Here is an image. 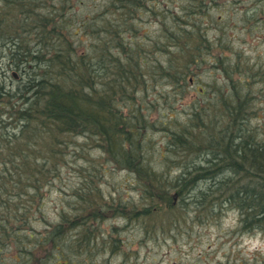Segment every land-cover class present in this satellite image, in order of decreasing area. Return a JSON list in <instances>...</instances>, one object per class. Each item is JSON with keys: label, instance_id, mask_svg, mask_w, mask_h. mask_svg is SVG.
I'll use <instances>...</instances> for the list:
<instances>
[{"label": "trees", "instance_id": "trees-1", "mask_svg": "<svg viewBox=\"0 0 264 264\" xmlns=\"http://www.w3.org/2000/svg\"><path fill=\"white\" fill-rule=\"evenodd\" d=\"M87 1L0 0V243L19 246L14 249L24 256L53 251L55 260H69L66 249L95 245L92 221L108 210L145 224L154 211L175 208L176 198L177 212L189 208L201 224L233 209L242 232L264 233V135L243 124L250 118L251 78L239 61L229 68L225 55L212 53V43H220L200 21H209L218 0H185L180 11L157 0H107L111 12L121 9L119 19H100L102 11L78 18ZM146 14L162 15L158 34L128 38L137 30L133 20ZM210 69L223 80L199 84L201 73L213 76ZM156 90V97L149 95ZM161 106L157 118L147 114ZM70 147L73 161L65 153ZM83 158L95 168L92 178H80L86 188L75 190V199L94 204L87 223L73 216L83 232L67 243L63 221L43 235L30 232L43 178L49 172L60 178L65 165L83 170L77 165ZM114 169L129 171L126 186L137 184L136 199L104 194L101 180ZM77 207L70 204L72 211ZM114 242L123 245L121 238Z\"/></svg>", "mask_w": 264, "mask_h": 264}, {"label": "rangeland", "instance_id": "rangeland-1", "mask_svg": "<svg viewBox=\"0 0 264 264\" xmlns=\"http://www.w3.org/2000/svg\"><path fill=\"white\" fill-rule=\"evenodd\" d=\"M107 0L87 1V6L77 17L93 18L99 12L100 19H119L121 9L111 12L106 8ZM159 5L172 10H178L188 3L185 0H157ZM212 10V17L208 22L200 20L202 27L207 28L209 38L218 40L220 43L212 45L215 47L212 53H217L220 59L226 60L225 65L232 67L231 61H239V67L242 72L249 74L251 82V90L247 107L249 109L250 118L248 123L244 122V127L254 129L257 133L264 135V2L263 0H218ZM167 6V7H166ZM105 15V16H104ZM142 20L134 21L133 26L137 30L128 38L140 41V37L158 34L160 29L161 17L157 18L154 14L144 15ZM77 17H75L77 19ZM75 18H73L75 20ZM163 18V17H162ZM207 19V18H205ZM166 25L169 23L168 17L164 19ZM205 23V24H204ZM164 23L161 24L166 27ZM137 35V36H136ZM230 56L233 58L231 59ZM220 69V65L217 66ZM213 76L208 72L201 73L199 84L204 82H213V78L217 76V80H223L218 72L210 69ZM222 75L224 72L220 69ZM218 71V70H217ZM16 74V77L18 74ZM256 73L253 77L251 74ZM13 72L11 73V75ZM195 90V87L193 88ZM192 90V91H193ZM157 91V92H156ZM149 92V95L156 97L158 90ZM159 91H163L160 88ZM158 96V95H157ZM165 110L162 106L160 110L154 112L148 110V115H153V119ZM214 118L220 123L222 118V110L216 112ZM161 132H156L154 138L158 140ZM70 147L65 151L68 155V161H73L75 156ZM99 154L93 151L90 156L94 163H98ZM83 161V162H82ZM79 159L77 165H84L83 170H79L76 166L65 165L60 178L52 176V172L43 178L46 183L41 188L42 196L38 198L41 209L32 216L31 230L34 234L42 235L45 229H51L53 222H62L64 232L63 242L67 243L75 237L76 233L83 232L82 226L74 228L76 223L73 216H83L79 221L87 223L91 216L87 212L89 205L93 203H83L84 200H78L74 197L75 190L78 185L86 188L87 182H81L82 175L92 178L95 173L94 165H89L86 158ZM75 165L74 162H69ZM110 169L111 165L108 166ZM128 170L114 169L110 170L107 176H103L100 187L104 194L112 193L113 197H128L129 200L136 199L135 188L137 184L130 186L132 178ZM126 186V189L124 187ZM63 186V190H60ZM100 191H93V195L97 196ZM78 204L79 207L75 211L70 210V204ZM88 204V205H87ZM133 204V203H129ZM141 206L143 203H134ZM175 208L163 212H153L149 218H145L144 222L135 219H128L127 224L124 222L123 214L118 213L113 216L112 210H108L104 219L98 218V222L94 223L93 230L97 235L95 245L91 246V250L83 248L80 251L76 249H66L65 255L68 257L70 264H263L264 263V233L259 230H250L242 232L239 229L237 211L228 209L217 216L203 217L204 224L198 222L197 218H190L187 214L191 210L189 208L180 210L181 202L176 198ZM166 207V206H165ZM34 208V207H33ZM37 211V210H36ZM63 212L67 213L66 219H60L59 215ZM133 218V217H132ZM190 218V219H189ZM186 219H189L185 222ZM75 220V222H74ZM206 221L208 223H206ZM78 222V221H77ZM147 222V223H146ZM144 225L147 228L143 232ZM119 227L114 230V227ZM188 230V233L186 232ZM120 231V232H119ZM60 234L62 232H59ZM121 238V243L117 247L114 239ZM8 242L0 243V264H34L22 255L20 252L14 251L19 246H8ZM117 243V242H116ZM129 245V246H125ZM66 246H69L68 244ZM46 258V256H44ZM56 261L48 259L44 264H54Z\"/></svg>", "mask_w": 264, "mask_h": 264}, {"label": "bare ground", "instance_id": "bare-ground-1", "mask_svg": "<svg viewBox=\"0 0 264 264\" xmlns=\"http://www.w3.org/2000/svg\"><path fill=\"white\" fill-rule=\"evenodd\" d=\"M0 76H5V69L3 66L0 67Z\"/></svg>", "mask_w": 264, "mask_h": 264}, {"label": "water", "instance_id": "water-1", "mask_svg": "<svg viewBox=\"0 0 264 264\" xmlns=\"http://www.w3.org/2000/svg\"><path fill=\"white\" fill-rule=\"evenodd\" d=\"M63 264V263H62Z\"/></svg>", "mask_w": 264, "mask_h": 264}]
</instances>
